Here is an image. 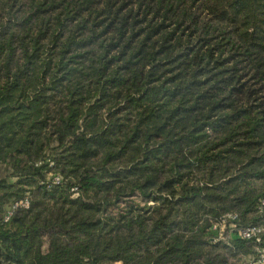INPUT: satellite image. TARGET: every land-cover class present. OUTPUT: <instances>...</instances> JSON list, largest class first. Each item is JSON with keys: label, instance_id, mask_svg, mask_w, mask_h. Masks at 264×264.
<instances>
[{"label": "trees", "instance_id": "16d2710c", "mask_svg": "<svg viewBox=\"0 0 264 264\" xmlns=\"http://www.w3.org/2000/svg\"><path fill=\"white\" fill-rule=\"evenodd\" d=\"M0 166V264H247L264 0H0Z\"/></svg>", "mask_w": 264, "mask_h": 264}, {"label": "built area", "instance_id": "2783aa9c", "mask_svg": "<svg viewBox=\"0 0 264 264\" xmlns=\"http://www.w3.org/2000/svg\"><path fill=\"white\" fill-rule=\"evenodd\" d=\"M60 180L61 179L59 176L53 177L54 183H59ZM262 205H264V202H262ZM28 206L29 203L27 200H22L13 204L11 207L7 209L6 213L0 218V224L7 223L17 207L28 208ZM236 220H237L236 214H226L212 224L211 230L216 232L218 238L221 240H225L228 237L224 236V234L222 233L223 232L222 229L218 231L217 226H219L220 228H225L231 233L236 232L242 239L253 240L256 244H258L260 242L261 234L264 233V226L241 227L235 223ZM245 261L247 264H264V248H261L258 245H256L254 247V253L247 255Z\"/></svg>", "mask_w": 264, "mask_h": 264}, {"label": "rangeland", "instance_id": "374dc122", "mask_svg": "<svg viewBox=\"0 0 264 264\" xmlns=\"http://www.w3.org/2000/svg\"><path fill=\"white\" fill-rule=\"evenodd\" d=\"M4 176H5V172L3 171V167L0 166V179L3 178ZM221 229L223 230L222 233L224 234V236H227L229 238L232 235V233L226 230L225 228H220L219 226H217L218 231H220Z\"/></svg>", "mask_w": 264, "mask_h": 264}]
</instances>
